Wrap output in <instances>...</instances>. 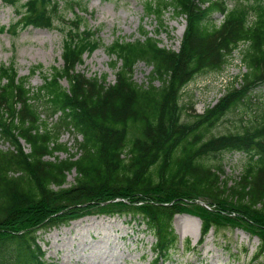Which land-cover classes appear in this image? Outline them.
<instances>
[{
    "label": "trees",
    "instance_id": "16d2710c",
    "mask_svg": "<svg viewBox=\"0 0 264 264\" xmlns=\"http://www.w3.org/2000/svg\"><path fill=\"white\" fill-rule=\"evenodd\" d=\"M3 1L19 15L14 30L61 28L64 65L53 66L37 87L14 62L0 65V264H54L37 231L92 213L124 214L145 224L155 238L152 264L176 251L173 220L181 212L201 218L200 243L211 229L218 233L233 224L257 235L256 256L264 255V96L254 94L264 83V0L147 1L145 13L159 27H142L140 37H117L105 47L118 67L113 82L76 68L103 44L96 30L82 25L85 16L76 8L87 11L84 5ZM168 12L187 20L178 49L158 37ZM216 12L224 15L219 24ZM235 50L246 67L237 84L184 120L186 85L200 72L223 69ZM139 61L152 66L144 82L134 79ZM240 106L236 130L215 134L213 127ZM66 132L72 146L62 140ZM62 150L67 157L56 154ZM223 151L246 154L231 184L222 178V166L210 161ZM72 171L74 182L66 187ZM186 248H192L190 240Z\"/></svg>",
    "mask_w": 264,
    "mask_h": 264
},
{
    "label": "rangeland",
    "instance_id": "374dc122",
    "mask_svg": "<svg viewBox=\"0 0 264 264\" xmlns=\"http://www.w3.org/2000/svg\"><path fill=\"white\" fill-rule=\"evenodd\" d=\"M26 0H21L24 3ZM88 10L84 25L99 29L103 44L93 53H85L84 61L77 70L88 76L106 75L107 82L116 78L118 67L112 66L113 56L106 48L115 38L124 37L134 40L140 37L142 27L151 32L158 29V21L145 13L144 5L149 0H79ZM233 2V1H230ZM70 10L67 17H72ZM223 15L214 14L216 23L222 21ZM18 19L14 8L0 0V28H7ZM57 24V23H56ZM186 19L183 16L166 14L165 26L158 36L161 45L178 49L185 30ZM64 34L60 27L42 28L28 26L14 30L0 29V65L14 62L21 76H28L34 87L43 84L44 75L52 72L53 66L61 67L62 43ZM243 47V46H242ZM120 64V62L118 63ZM36 65L42 68L32 69ZM118 66V65H117ZM152 66L139 61L134 70L137 82L147 81ZM246 67L241 62L239 50H235L229 62L221 70L208 69L200 72L185 87L182 94L184 120L193 119L195 113H203L215 105L225 94L228 86L235 82ZM68 86L66 79L62 80ZM255 95L264 96V84L254 90ZM243 107L229 111L213 127L215 134L235 131L240 124ZM55 119V118H53ZM63 141L74 144L73 135L66 132ZM72 148L75 151L76 148ZM60 158L68 152L56 153ZM246 154L240 151H223L211 156L210 161L220 164L224 169L222 178L229 184L241 174ZM76 172L68 175L66 187L74 182ZM173 225L179 235L178 249L160 264H264V256H255L260 242L256 235L250 236L239 226L224 225L215 234L212 229L202 244L201 219L188 213H177ZM146 225L132 221L129 216L119 214H88L67 223L56 225L47 231L39 229V241L45 250V258L54 264H152L154 259L153 242L155 238L146 230ZM185 240H190L192 247L186 251ZM198 247V248H196Z\"/></svg>",
    "mask_w": 264,
    "mask_h": 264
}]
</instances>
